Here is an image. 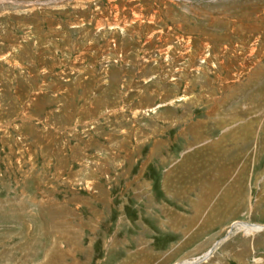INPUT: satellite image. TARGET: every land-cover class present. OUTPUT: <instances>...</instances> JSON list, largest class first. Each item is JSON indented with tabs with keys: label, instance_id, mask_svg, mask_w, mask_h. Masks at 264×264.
<instances>
[{
	"label": "rangeland",
	"instance_id": "obj_1",
	"mask_svg": "<svg viewBox=\"0 0 264 264\" xmlns=\"http://www.w3.org/2000/svg\"><path fill=\"white\" fill-rule=\"evenodd\" d=\"M0 264H264V0H0Z\"/></svg>",
	"mask_w": 264,
	"mask_h": 264
},
{
	"label": "bare ground",
	"instance_id": "obj_2",
	"mask_svg": "<svg viewBox=\"0 0 264 264\" xmlns=\"http://www.w3.org/2000/svg\"><path fill=\"white\" fill-rule=\"evenodd\" d=\"M226 68H227V67H226ZM201 180H202V179H201ZM201 180H199V181H200V183H201V184H200V187H201V186H204V184L202 185V182H201ZM201 190H202V196H203V195L206 193L205 187H204V188H202ZM201 190H200V191H201ZM206 194H207V193H206ZM204 196H205V195H204ZM202 199H203V198H202ZM238 227H239V226H238ZM253 227H254V226H253ZM253 227H252V228H253ZM257 227H258V226H257ZM241 228H242V227H241ZM256 229H257V228H256ZM253 230H255V229H253ZM244 231H245V230H244ZM246 233H247V232H246Z\"/></svg>",
	"mask_w": 264,
	"mask_h": 264
}]
</instances>
